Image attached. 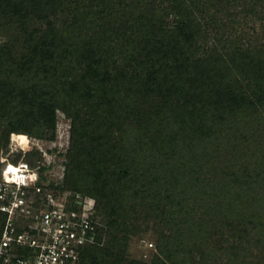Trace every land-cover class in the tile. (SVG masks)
I'll list each match as a JSON object with an SVG mask.
<instances>
[{
  "label": "trees",
  "instance_id": "1",
  "mask_svg": "<svg viewBox=\"0 0 264 264\" xmlns=\"http://www.w3.org/2000/svg\"><path fill=\"white\" fill-rule=\"evenodd\" d=\"M43 5L47 21L39 28H30L28 16H21V37L11 45L13 63L6 64V52L0 53V117L12 119L13 102L23 95L31 101L28 115L34 123L54 129L57 96L68 89L98 106L94 121L110 120L102 140L110 139L115 103H121L124 124L131 118L138 130L137 161L126 159L123 144L119 164L109 166L116 145L111 149L98 141L110 159L102 161L90 183L76 182L80 186L68 190L94 197L97 211L108 212V225L122 232L123 240L129 239L128 221L137 206L131 199L162 207L165 227L183 240L173 251L160 245L155 264H208L209 246L222 254V264H263L264 256L256 262L258 255L249 250L253 244L264 248V43H255L242 18L258 16L264 22V0H47ZM1 11L10 19L20 16ZM96 97L101 101L94 103ZM23 120L4 125L7 140L11 132H31ZM86 120H80L85 133ZM193 156L201 162L200 172L190 168ZM155 160L163 161L164 176ZM138 162L132 174L128 164ZM146 165L157 172L153 180ZM134 177L138 181L127 188ZM196 182L208 200L203 217L219 211L211 213L218 217L213 233L199 228L200 207L185 205L197 193ZM221 186L230 201L217 202L225 195L218 191ZM168 204L179 210H169ZM104 235L102 228L99 243L82 248L80 264L120 263L121 251L100 247ZM112 242L124 246L117 235ZM249 255L254 256L250 262Z\"/></svg>",
  "mask_w": 264,
  "mask_h": 264
},
{
  "label": "rangeland",
  "instance_id": "2",
  "mask_svg": "<svg viewBox=\"0 0 264 264\" xmlns=\"http://www.w3.org/2000/svg\"><path fill=\"white\" fill-rule=\"evenodd\" d=\"M46 1L47 0H0V53L6 52V64L11 65L14 60L11 45L16 40L17 35H20L18 37H21V33H19V31L17 32L18 28L21 26L20 23L23 21L21 16H28L27 22L30 28H39L47 21L45 14L48 6L46 7L43 5V3ZM92 5H95V10L98 9L97 2L95 4L93 3ZM1 10H3L4 13H6L5 11H19L20 16H17L18 20L13 18L10 19L4 16ZM242 19H246V21H248V25L243 27L248 29L250 33L256 37L257 41H255V43H264L263 20L258 16L251 15L244 16ZM241 27L242 26H240V29L243 28ZM16 43L18 46L21 45V42ZM18 51L20 53L24 51L23 46H20ZM21 85L25 87V84L22 82ZM17 88H20V90L22 89L20 85L17 86ZM65 90L66 91H63L57 96V104L59 106L56 110L57 116L54 129H47L44 126H40V123H34L33 116L28 115L33 110V107L31 106V103H28L30 100H28V98L25 100V98H23L25 96L23 95L18 96L13 102V105L17 106V111L15 112V116H13L12 119L8 116L0 117V158L3 156L8 157L11 160H18L24 157L32 166L40 167L45 182H51V185L55 188H58L59 190H68V188L73 189L77 186H80L77 184L86 185L94 180V176L98 174V170L101 168L98 166L101 165L102 161L105 159L109 160L111 157V153L109 154L107 153V150H105L106 147L112 149L115 148L116 145V149H113V151L116 153V157L114 160L110 159L108 161V165L112 167H116L117 164H119V158L124 156L125 152L122 150L118 151V149H120L122 146H127L128 151H126V159L128 157L131 159V162L135 161V158L139 156L138 151L140 147L138 144V130L136 123L130 118V120L126 121V125L124 124L125 118L123 117L125 115V111L121 103H115L114 115H116V117L115 122L112 125V133L109 137L110 139H108V136L106 135L101 140V136L104 134V125L110 124V120L102 116L99 118V120L94 121L91 117V114L93 113L94 109H97L98 106L92 107L90 106V103L88 105L85 103V101L79 98L78 95L71 96L67 93L69 92L68 89ZM94 101L93 102L96 103L101 101V99L100 97H96L94 98ZM25 102L26 104H23ZM127 104L128 102L125 103L124 107H126ZM105 107H107V105H105ZM101 113L102 110L96 112V114ZM21 118H24L23 122L25 123L26 127H30L32 129L31 132L14 131L11 132L10 139L7 140V128L4 125H7L11 120L18 121ZM85 119H88L86 122L89 124V126H87L88 128L86 133L80 127L82 123L81 121ZM20 134L24 137L25 141L27 136L30 139V143L28 147H26L27 151H23L18 146V140L20 139L17 135ZM109 140L110 143H108ZM98 141L103 143V145L106 147L99 148ZM96 156H98V159ZM189 157L191 159V156ZM198 159L199 158L196 159L193 156L192 160H189L190 168L194 169L195 172H200L199 166L201 165V162H198ZM155 161L156 167L159 168L158 175L164 176L160 168L162 165L161 162L163 161ZM128 165H131L128 166V169L132 171V174L138 172L137 166L138 168L141 166L140 162H138L137 165H133L132 163ZM1 168L2 163L0 161V169ZM146 168L148 169V177L150 180H153L157 172L153 171L154 167L151 165H146ZM225 171L229 172L232 170L228 168ZM136 181H138V179L134 177V180L128 182L127 188L134 187ZM196 184L197 193L192 192V200L185 203V205H194L195 207H200L195 220H198V222L201 220V226L199 228L202 227L201 229L204 231V233L206 231H208V233H213L214 231L218 230V217L214 218L211 215V213H214L215 208L208 211L209 216L206 215L203 217L205 209L202 208V205L204 206L208 200L204 196L205 194L203 193V188L199 186L197 182ZM219 189L218 191L220 193L223 192L225 194V189L222 186L221 189ZM126 193V195L130 197L131 192ZM211 194H213V191ZM222 197L223 198H221V200L219 198L217 202H223V200L230 201V194L222 195ZM131 201L137 206L135 207L134 211L131 212V218L128 221L129 225H131L129 228L130 234L128 240H123V233L108 225V212H106V210L103 208L98 209V218L103 223V228L105 229V235L103 236L100 247L104 249L109 248L115 253H119L121 251L123 259L119 264H155L156 258L159 255L160 245L163 246L168 244V247L172 251L174 249L180 248L177 246V244L180 240H183V237H179L180 232L178 234L177 230L171 231L170 225L165 227L168 215L165 213L162 207L156 208L154 205L150 206L144 202H141V200H136L134 198L133 200L131 199ZM161 203L166 205L167 202L164 200L161 201ZM167 208L172 211L179 210L177 207L172 208L169 206V204ZM223 208L225 209V207ZM215 212L217 213L219 211L216 210ZM231 214L232 213H230V215ZM211 218L213 220H211ZM206 221H208V225ZM183 226L187 227L186 224ZM197 231L198 229L196 230V233L201 235L202 231ZM114 235H117L120 242L123 243L124 246L122 248H118V246L113 245L115 243L112 242ZM251 235H254V233L251 232ZM185 237L187 238V235H184V238ZM209 243L212 245V240L209 239ZM253 245L254 246L250 248L249 251L255 255H258V258H255V261L257 262L261 260L259 257L264 256V248L256 246V244ZM205 255H209L207 258V260L210 259L208 264H222V262H225L221 259L222 254L218 252V250L216 251L214 246H209V250ZM188 257L190 258L191 256L188 255ZM195 257H197L199 260L200 255L195 254ZM253 258L254 256L249 255V262Z\"/></svg>",
  "mask_w": 264,
  "mask_h": 264
},
{
  "label": "built area",
  "instance_id": "3",
  "mask_svg": "<svg viewBox=\"0 0 264 264\" xmlns=\"http://www.w3.org/2000/svg\"><path fill=\"white\" fill-rule=\"evenodd\" d=\"M0 161V264H80L103 228L96 199L45 185L24 157Z\"/></svg>",
  "mask_w": 264,
  "mask_h": 264
},
{
  "label": "water",
  "instance_id": "4",
  "mask_svg": "<svg viewBox=\"0 0 264 264\" xmlns=\"http://www.w3.org/2000/svg\"><path fill=\"white\" fill-rule=\"evenodd\" d=\"M27 136V135H26ZM20 138V137H19ZM17 141V140H16ZM29 143H30V139H29V137L27 136V139H26V141H23V142H20V140H18V146H19V148L20 149H25L26 147H28V145H29ZM43 183L45 184V185H51L52 183L51 182H45V181H43Z\"/></svg>",
  "mask_w": 264,
  "mask_h": 264
},
{
  "label": "bare ground",
  "instance_id": "5",
  "mask_svg": "<svg viewBox=\"0 0 264 264\" xmlns=\"http://www.w3.org/2000/svg\"><path fill=\"white\" fill-rule=\"evenodd\" d=\"M19 137H20V138H22V139H23V141H25V139H24V137H23L22 135H19ZM20 138H19V139H20Z\"/></svg>",
  "mask_w": 264,
  "mask_h": 264
}]
</instances>
